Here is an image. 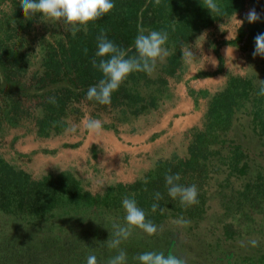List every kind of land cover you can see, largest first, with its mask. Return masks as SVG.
I'll return each mask as SVG.
<instances>
[{
  "label": "trees",
  "instance_id": "16d2710c",
  "mask_svg": "<svg viewBox=\"0 0 264 264\" xmlns=\"http://www.w3.org/2000/svg\"><path fill=\"white\" fill-rule=\"evenodd\" d=\"M9 2L14 5L11 19L0 23V33L7 37L26 30L38 15L25 16L20 0H0V9ZM112 2L114 8L88 23L87 32L81 29L72 36L67 30L46 42L39 67L32 73L22 55L0 39V122L17 125L28 118L40 135L49 136L67 125L68 110L75 105L91 107L94 118L106 110L113 111L120 122L137 118L159 105L168 77L183 67L184 45L202 29L242 11L247 3L264 0H216L222 9L219 14L203 7V0H160L159 5L155 0ZM245 17L237 36L229 41L243 51L248 44L255 47L254 38L264 33V15L254 23ZM141 28L145 34L167 32L165 47L170 55L157 62L152 75L130 74L109 105L87 100L88 88L102 78L92 65L100 33L135 55L134 41ZM246 58L252 63L255 57L248 52ZM257 65L258 71L245 75L229 73L224 85L209 95L201 124L191 131L184 155L156 160L132 182H111L93 192L89 182L71 169L34 177L0 153V264H87L95 247H108L113 225L125 224V196L134 198L157 228L181 217L199 227L212 212L225 238L254 235L258 247H264V164L242 141L248 133L259 145L257 155H264V96L257 95L258 80H264V57ZM51 97L55 105L48 102ZM116 120L103 122V128L116 130ZM166 173H179L177 183L183 186L195 184L199 202L185 208L179 198L169 197ZM156 192L162 195L159 201L154 198ZM153 203L159 204L156 212L151 210ZM144 233L132 231L136 236ZM175 239L169 237L165 255L173 254ZM76 247L84 248L78 252ZM239 259L240 264H264V252Z\"/></svg>",
  "mask_w": 264,
  "mask_h": 264
},
{
  "label": "rangeland",
  "instance_id": "374dc122",
  "mask_svg": "<svg viewBox=\"0 0 264 264\" xmlns=\"http://www.w3.org/2000/svg\"><path fill=\"white\" fill-rule=\"evenodd\" d=\"M253 8L259 15H264V3L260 2L247 3L245 8L240 12H244L243 17H245L246 13ZM13 9L14 5L10 2L9 4H2L0 9V23L10 21ZM3 26L5 27V25ZM69 28V25L53 22L38 14L32 25L26 28V30L21 29L18 31L17 35L11 34L12 36L9 37H7L8 34L5 35V33H0V39L4 44L12 45L15 50L22 55L21 59L29 65V72L32 73L39 67V63L41 62L43 45L48 41H54ZM13 31L16 30L12 29V32ZM216 31L219 32L220 28ZM199 34L200 33L196 36ZM201 37L202 35L184 45L185 47H189L192 51L193 59L200 45L205 43L203 42L205 39ZM254 50L255 47L252 44H248L246 51H244L245 62L239 64L238 69H233L241 71L239 74L242 75H245L251 70L258 71L257 62L261 56H255L252 63L246 58L248 52L253 54ZM250 64L253 65V69L250 68ZM0 103H2V100H0ZM92 111L93 109L87 105H75V107L68 110L67 117L65 118L67 125L57 133H52L49 136L40 135L34 122L28 118L20 120L17 125H9L2 119L0 122V153L6 159L26 169L34 177L50 170L57 171L62 169H71L76 174L75 170L78 169L74 170L66 166L69 164L77 165L78 167L83 165L87 161L85 160L88 157L87 153L79 155L73 151V146L63 145L75 143L74 141H76L78 136L87 132V130H84L75 120L79 119V115L83 116L84 113H88L92 116ZM99 112L100 114L96 119H100L102 123H110L116 120L114 116H112V113H114L113 111L110 112L106 110ZM136 119L137 118L129 117L128 120H123L121 122L116 120V130L114 131L117 133L120 132L118 129L120 124L134 123ZM69 125L70 127H68ZM73 126L76 127L75 132L69 130ZM246 132L247 131H242L243 134H246ZM246 136V138H242L243 143L251 148L250 152L252 155L258 156L257 161L264 164V155H257L259 145L255 140L249 137L250 135L248 133ZM20 138L22 141L27 138L23 144L25 150L21 151L16 150L14 147L16 140ZM27 141H29V144ZM92 164H95L94 160ZM80 170H82V168ZM88 186L93 192H99L102 189V185L98 183L92 184L90 181ZM211 214L212 212L208 213L207 217L201 222L203 225L201 224L199 227L194 226L192 223L185 227L174 223V221H169L170 223L158 227L154 235L149 236L144 233V235L136 236L135 234H131L127 240H122L118 249L95 247L93 254L97 257V264H107L109 258L117 255L120 250H123L127 254L126 264H139L136 257L144 252L154 251L158 253L163 252L165 254L168 249L167 245L170 236L171 238H176L173 242V247H171L172 253L177 256L185 257L187 259V264H240L239 258L242 256L255 255L260 251L261 253L264 252V247H252L250 245L249 241L256 239L254 235L225 238L222 235L221 224L216 223L215 218ZM76 248L78 252H80L84 247Z\"/></svg>",
  "mask_w": 264,
  "mask_h": 264
},
{
  "label": "crops",
  "instance_id": "0c3cea01",
  "mask_svg": "<svg viewBox=\"0 0 264 264\" xmlns=\"http://www.w3.org/2000/svg\"><path fill=\"white\" fill-rule=\"evenodd\" d=\"M243 13H234L202 29L195 38L202 35L205 43L196 51L192 63L184 61L182 69L168 78L157 108L138 116L134 123L120 124L118 133L103 128L99 136L88 131L78 136L74 141L77 146L72 149L79 155L87 153V161L79 167H66L78 169L75 171L81 178L103 186L132 182L156 160L184 155L191 131L201 124L209 95L224 85L229 73H241L233 68L245 62L244 51L229 41L237 36L236 19L242 20ZM89 117L96 119L84 113L75 121L84 128L82 122ZM26 139H17L15 149L25 150Z\"/></svg>",
  "mask_w": 264,
  "mask_h": 264
},
{
  "label": "clouds",
  "instance_id": "9594fccd",
  "mask_svg": "<svg viewBox=\"0 0 264 264\" xmlns=\"http://www.w3.org/2000/svg\"><path fill=\"white\" fill-rule=\"evenodd\" d=\"M155 3L159 5L160 0H155ZM20 6L25 16L40 14L41 17L53 22L69 25L68 30L72 36H75L81 29L87 32L88 23L100 19L109 13L115 5L112 0H20ZM203 7L210 13L219 14L222 11L216 0H203ZM245 18L249 23H254L260 19V15L253 8L246 13ZM236 21L239 27L244 23L243 20L236 19ZM167 40V32L153 30L145 34V30L141 28L140 34L136 36L134 41L135 55H129L128 50L108 40L106 34L102 31L97 37V51L95 52V58L92 60L93 67L102 73V78L96 85L88 88L86 99L98 102L101 105H109L112 94L119 89L130 74L144 72L152 75L157 62L163 61L170 55L169 50L165 47ZM254 43L253 57L257 55L264 57V33L258 34L254 38ZM84 51L87 53V49ZM181 51L182 59L186 63H192L194 60L193 53L189 47L183 46ZM258 81L259 91L257 95L264 96V80ZM48 102L54 105L57 103L55 97L49 98ZM82 123L84 129L91 135L99 136L103 132L102 122L98 119L89 117ZM69 130L75 132L76 127L73 126ZM164 179L168 196L172 199L179 198L182 207L186 208L199 202L197 198L198 189L195 184L183 186L177 183L181 179L179 173L174 175L166 173ZM144 183H148L147 179L144 180ZM154 198L156 201L162 199L161 193L156 192ZM122 207L125 211V224L113 225L115 229L113 239L107 240V246L110 249H118L122 240H127L131 236L133 229H140L149 236L157 232L156 225L146 219L144 210L137 206L134 198L125 196L122 199ZM158 207V203H153L151 205L152 212H156ZM174 223L186 227L190 224V221L181 217ZM249 243L252 247H257L259 244L257 239H252ZM126 258V252L120 250L117 255L108 259L107 264H126ZM136 259L139 264H187V259L183 256L171 253L165 255L163 252L154 251L144 252L138 255ZM87 264H97V257L90 254L87 257Z\"/></svg>",
  "mask_w": 264,
  "mask_h": 264
}]
</instances>
